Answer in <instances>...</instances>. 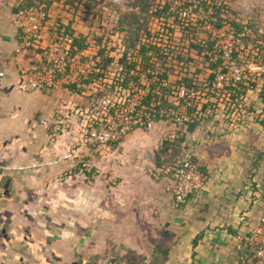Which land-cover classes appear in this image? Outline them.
<instances>
[{"label": "crops", "instance_id": "1", "mask_svg": "<svg viewBox=\"0 0 264 264\" xmlns=\"http://www.w3.org/2000/svg\"><path fill=\"white\" fill-rule=\"evenodd\" d=\"M20 43L14 14L0 8V264L234 262L235 238L249 236L264 214V190L254 188L245 171L261 164L245 151L259 147L254 134L260 125L243 121L227 128L212 122L214 112L202 110L205 121L198 119L192 131L162 125L133 131L101 170L113 187L98 177L89 189L83 170L67 178L66 146H56L53 137L56 130L67 132L68 109L96 89L23 92L22 74L41 68L43 60L33 51L17 53ZM167 141L180 142L181 154H192L208 176L204 190L181 209L174 206L168 179L151 176L170 156L162 155ZM71 193L77 201L68 206ZM53 212L63 214L61 220H51ZM69 213H77L76 221L64 219Z\"/></svg>", "mask_w": 264, "mask_h": 264}, {"label": "rangeland", "instance_id": "2", "mask_svg": "<svg viewBox=\"0 0 264 264\" xmlns=\"http://www.w3.org/2000/svg\"><path fill=\"white\" fill-rule=\"evenodd\" d=\"M102 1L103 3L94 12L87 14L85 6L80 5L78 0V4H76L77 2L75 4L70 3L72 8L67 11L68 14H65L70 15V13L76 12L72 21L74 28L78 32L81 29L84 30V33L81 32V36H89L91 40L93 38L95 41L99 40L98 38L103 40L102 35L118 34L113 39L105 41L112 51H117L121 46H125L126 40L124 34L119 33L118 19L121 14L129 12L131 6L140 0ZM149 1L153 6L152 11L159 10V7L165 5L170 7V11L165 14L168 18H165L164 15L162 19H150V29L152 31L151 38L153 37L151 40L160 45L161 50L164 52L162 55L166 56L167 53L175 60L181 61L180 65L177 63L172 64L174 68L171 71V81L173 87H175L174 92H177L178 80L190 78L196 84L194 89H190V96L188 95L186 98L180 96L183 101L178 100L176 105V108L180 109V112H177L179 113L178 120L158 119L155 121L153 129L162 125L173 132L181 131L182 133L189 125L183 120H190L191 117L188 107L192 108V111L199 112L198 118L202 121L204 118L201 117L202 110L208 99H210L211 104L207 112L216 114L212 122H216L221 126L224 125L227 128H234L243 121L249 126L259 124L260 127H257L261 131L254 134L257 137L256 142L260 141V143H257L259 147L246 149L245 151L247 158H260L261 164L254 163L248 166L245 171L246 176L248 175L251 178L249 181L254 185V188L259 185V188L264 190V130L262 125L264 124V41L256 33V31H260V34L264 35V0ZM18 2L19 0H0V8L10 14H15ZM215 2H217L218 8L222 4L232 9L231 12L222 11L223 23L220 27H218V11L215 9ZM233 20L245 26V35L242 33L240 41L235 38L234 29L231 25ZM249 25H252V27H249ZM81 36L80 38H82ZM146 40L144 37L143 42ZM209 44L213 46L210 48ZM198 47L202 49L201 53H198ZM232 50L235 51L234 59L227 57V54L230 55ZM123 55L122 52H116L114 58L116 64L110 68L105 78L99 80L103 84L97 91L94 93L88 92L79 106L75 104L74 109H68L71 110L68 119L63 118L64 121L68 120L66 123L68 126L67 132L62 133L56 130L54 133L55 145L60 147V143H63L62 146L64 149L66 146L67 152L63 156L68 157L71 161L67 178L74 177L76 179V173L83 170L82 182L89 189L93 188L97 179H99L98 177H102L104 183L107 181L106 188L113 187V180L110 178L109 173L101 170H107L109 154L116 155L112 153V149L118 144H109L106 148L97 145L90 140L87 126L94 124V117L96 118L101 114L105 103L109 101L111 103L120 102L123 97L116 93L119 90L117 87L120 88L121 85L119 80L125 77L123 69L118 65ZM218 59L222 62L218 69L219 74L211 83L209 76L212 70L210 68L212 63H216ZM147 86H149L147 83L141 84L142 88ZM232 88H241L243 91L246 90L247 94L238 97L236 95V99H234L229 92V89ZM125 92L129 94L128 91ZM139 102L141 101L128 100L125 103L128 105L132 103L139 104ZM188 104L189 106H187ZM126 117H122V119L125 120ZM136 130L150 132L143 126L136 128L134 131ZM171 144L173 143L171 142ZM109 148L110 150H108ZM183 148L182 146L181 151L184 150ZM170 152V156L168 158L164 157L163 160L177 158V156L171 157L174 155L173 149ZM154 169L151 174L152 178L155 181L161 180L162 178L158 180L154 176ZM71 191L72 188H70L69 193ZM56 199L59 200V198ZM76 201V195L71 193L69 200L66 202L69 206L75 205ZM53 204H56V202H53ZM62 215L53 212L51 220H61L60 216ZM43 216L40 213L36 214L37 218L43 219ZM64 219L76 221L77 213L64 215Z\"/></svg>", "mask_w": 264, "mask_h": 264}, {"label": "built area", "instance_id": "3", "mask_svg": "<svg viewBox=\"0 0 264 264\" xmlns=\"http://www.w3.org/2000/svg\"><path fill=\"white\" fill-rule=\"evenodd\" d=\"M48 1L51 2V6L47 2L38 1L30 7L19 8L14 14V25L21 39L17 53L33 51L41 55L43 60L41 68L31 69L22 74L19 88L23 92H55L66 91L72 86H77L97 91L102 82L95 80L89 85L87 83L96 74L107 75L101 70L104 62L101 51L105 49L108 56L115 58L116 52L125 54V46L112 51L105 41L113 39L118 34H107L101 36L104 38L102 47L94 38L92 41L89 36H85L86 48L79 47L77 41L82 40L83 36L72 24L73 15L75 16L76 12L67 15V11L72 8L68 3L69 0ZM56 10L61 12L58 16L54 14ZM69 28H72L74 32L70 33ZM234 35L238 41L241 40L235 30ZM158 47L160 48V45ZM162 53L164 52L161 50L160 54ZM135 55L130 54L128 63L137 62L136 73L133 72L136 78L129 83L128 88L122 85L120 88L117 87L119 90L116 93L123 96L120 102H116L119 104L110 101L105 103L102 115L94 117V122L92 121L94 124L87 126L90 140L99 146L107 147L109 144L121 143L140 126L152 131L158 119L169 118L177 121L179 118L177 112H180V109L176 108L178 100L183 101V98L191 95V90L184 85L178 86L177 92H174L172 75L165 77L164 73H161L160 65L153 69L143 58L139 59V55L136 57ZM166 56L170 55L166 53ZM227 57L234 59L235 51L232 50ZM156 58L159 59L158 55ZM157 59L154 58V60ZM115 64L116 61L112 66ZM143 83L149 86L142 88ZM180 96L184 97L180 98ZM128 100L141 102L126 105L125 102ZM188 110L191 115L190 120L183 121L194 124L200 114L196 110L192 111L190 107ZM154 176L157 179H168L169 191L173 194L176 209L183 208L193 195L204 190L208 181L207 174L195 162L192 154L187 152L170 163L156 167ZM235 249L237 257L231 264H264V214L249 236L238 235L235 238Z\"/></svg>", "mask_w": 264, "mask_h": 264}, {"label": "trees", "instance_id": "4", "mask_svg": "<svg viewBox=\"0 0 264 264\" xmlns=\"http://www.w3.org/2000/svg\"><path fill=\"white\" fill-rule=\"evenodd\" d=\"M37 1L39 2H47L50 6H51V2L48 0H23V2L21 3V5L15 9V12H17L19 10V8H25V7H30L31 5L35 4ZM77 2L76 4H78V0H69L68 3H74ZM79 4L85 6L86 12L87 14H91L92 12H94L97 7L103 3L102 0H79ZM215 9H217V18H218V27L222 26L223 23V18H222V11H229L231 12L232 9H230V7L226 6V5H222L218 8V4L217 2H215ZM158 9V8H157ZM226 9V10H225ZM229 9V10H228ZM153 10V6L151 5L149 0H140L138 3H135L131 6L129 12H127L126 14H121L120 18L118 19V29H119V33L124 34L125 36V54L122 58V60L119 61V66L123 69L124 73H125V77L124 79L121 81V85L124 88H128L129 87V83L136 78V76L133 74L136 73V69H137V62H133L131 64L128 63V58L131 54V56L135 55L137 53L136 56L139 57V59H142L149 65V67L153 68L157 65H160V69H161V73H164L165 77H169L171 76V71H172V64L177 63L180 65L181 61H177L174 58H172L171 56H163L161 53V49L158 47V44H155L153 42V37L151 38V34L152 31L150 29V19L152 18H158V19H162V17H164V15L170 11V7L169 6H163V7H159V10ZM167 15H165V18ZM231 25L233 26L235 32L237 33L238 36H241L242 33L244 34L246 31L245 30V26L241 23H239L236 20H233L231 22ZM249 27H252V25H249ZM70 33H73L74 30L72 28H69L68 30ZM258 37L260 39H263L264 41V35L262 36L260 34V31H256ZM146 38L147 40L145 42H143V38ZM99 40H97V43H99L98 45L100 47H102V43L103 40H101L100 38H98ZM78 45L81 48H86V39L77 41ZM213 45L209 44V47L211 48ZM198 53L202 52V49L200 47H198ZM160 52V53H159ZM153 54V56H149V54ZM101 54L103 55L104 58V62L103 65L101 67L102 71H105L106 73H109L110 68L112 67L113 63L115 62L114 58H111L110 56H108L106 54V50H102ZM159 57V59H157L156 57ZM157 59V60H154ZM154 60V61H153ZM155 61H157L158 63H156ZM221 60H217L216 63H212L211 65V70L212 73L209 76V79L211 81V83H213V81L217 78V75L219 74V67L221 65ZM177 67V66H176ZM105 77V74H96L95 76H93L90 80V82L87 83V85H89L90 83H92L95 80H100L103 79ZM120 82V81H119ZM118 82V83H119ZM184 85L186 86L188 89H191L195 87L196 84H194L192 82V80L190 78H185L183 80H178V86ZM77 86H72L70 87L72 90H77L76 88ZM242 87V86H241ZM69 88V89H70ZM229 92L231 93L230 95L236 99V95L238 96H245L247 94V91H243L241 88L240 89H229ZM210 99L207 100V104L204 106L203 111H206L209 107H210ZM213 105V104H212ZM215 106V105H213ZM189 131H192L193 128L196 126L195 124H189ZM118 144V143H117ZM173 149V153L174 155L171 157H178L181 155V144L180 142L175 145V144H171L169 142H166L164 144V148L162 150V155H166L168 154L171 150ZM174 159L172 158L171 160H163L164 163H170L172 162ZM162 165V164H161Z\"/></svg>", "mask_w": 264, "mask_h": 264}]
</instances>
